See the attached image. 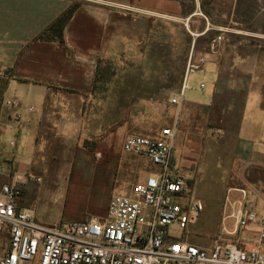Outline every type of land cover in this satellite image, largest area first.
Masks as SVG:
<instances>
[{"label":"crops","instance_id":"1","mask_svg":"<svg viewBox=\"0 0 264 264\" xmlns=\"http://www.w3.org/2000/svg\"><path fill=\"white\" fill-rule=\"evenodd\" d=\"M74 2H80V6L64 29L63 42L39 40L38 36ZM191 4L193 9L184 0H0V190L5 184L19 185V206L31 211L36 222L52 226L106 218L109 202L116 196H110L104 205L86 209L93 214L90 218L66 223L45 215L42 198H53L55 207L61 204H55L54 198L69 197V210L83 207L75 200L82 193L86 195L81 182L89 177V166L80 164L88 154L82 132L100 65L140 49L164 21L180 26L185 37V60L178 66V82L169 83L163 92L172 93V97L183 92L184 98L178 108L161 101L160 90L154 93L152 89L146 107L161 120L156 136L164 128L175 127L173 152L177 143L183 153L173 157L195 188L202 172L219 166L215 158L218 152L213 153L218 147L216 143L213 146L217 133L234 134L233 166L238 185L224 186L220 230L214 241L236 242L245 250L264 253V246L258 248L249 241L258 238L264 218V46L262 56L250 53L247 57L232 46L237 55L224 61L223 50L211 42L222 37L225 29L222 20L213 19H222L225 12L217 6L212 13L202 12L201 0H191ZM231 5L235 12L237 0H231ZM206 37L210 44L197 45L198 39ZM169 63H161L157 55L156 60L142 66L151 69L145 83L159 85L160 70L163 74L171 70ZM193 63L199 67L191 69ZM29 107L33 111H28ZM132 136L137 135L123 140L120 154L131 155L123 150V143ZM132 156L149 164L140 176L139 172L133 174L135 179L122 196H131L133 188L156 171L149 159ZM122 171L126 173L127 168ZM241 181H247L248 191ZM241 201L244 212H257V221L236 229L232 213ZM5 237L6 230L0 233V244ZM193 243L199 245L198 240Z\"/></svg>","mask_w":264,"mask_h":264},{"label":"rangeland","instance_id":"2","mask_svg":"<svg viewBox=\"0 0 264 264\" xmlns=\"http://www.w3.org/2000/svg\"><path fill=\"white\" fill-rule=\"evenodd\" d=\"M184 1L189 9H193L194 4H191V0ZM215 6L219 11L225 12L222 19L219 17L213 19L217 22L222 20L225 24V29L221 33L222 41L217 44L220 46L219 50H223V60L228 62L231 56L237 55L232 52V46L238 47V51L244 57L250 53L253 56H262L264 0H237L235 12L232 11L231 0H201L200 9L208 14L212 13ZM156 27L154 36L149 38L145 46L110 63L102 62L100 65L95 94L88 102L82 132L83 147H86L88 154L85 160L80 159V164L89 166V177L85 182H81L82 188L86 189V195L82 193L75 200L83 207H78L79 210L76 208H73L74 211L69 210V197L54 198L55 204L57 202L58 205L61 204L55 207L51 203L53 198H42L45 215L55 217L59 223L90 218L89 216L93 214L85 212L86 209L92 205H104L110 196H122L132 185L135 179L133 174L139 172L140 176L141 170L149 164L143 158L120 154L119 149L129 135L154 137L158 134L162 127L161 120L147 109L146 99L150 97L152 89L154 93L159 89L161 101L170 104V97L173 94H165L163 90L169 83L176 84L181 74L178 66L185 60L183 53L185 37L180 26L163 21ZM208 42L209 44L211 42L209 37L201 38L198 39L197 45L203 46ZM157 55L161 63L167 65L170 62L172 69L165 70L164 74V70H160L159 85L146 84L151 69L142 66L156 60ZM140 62L145 64L139 65ZM234 140L235 136L232 133H217L213 146L216 143L218 147L213 153L218 152L215 158L219 166L213 165L207 172H202L197 178L195 188L193 181L185 179L192 202L200 203L202 206L200 217L188 228L185 240L191 243L198 240V246L205 249L212 247L220 230L218 217L224 199V186L238 185L237 173L233 166ZM182 153L181 146L176 143L174 156L180 157ZM122 168H127L126 173ZM240 183L243 189L248 191L247 181ZM95 188L97 191L93 192ZM228 205L233 208V204ZM182 233L175 228L171 229L173 236H181ZM7 241L9 245V236L0 244V252L4 253L7 249ZM254 244L256 245V242Z\"/></svg>","mask_w":264,"mask_h":264},{"label":"built area","instance_id":"3","mask_svg":"<svg viewBox=\"0 0 264 264\" xmlns=\"http://www.w3.org/2000/svg\"><path fill=\"white\" fill-rule=\"evenodd\" d=\"M220 41L222 37L218 36L211 44L216 46ZM198 67L199 64L191 65V69ZM183 98L181 92L170 99V104L180 108ZM15 118L19 121L20 116ZM174 140L175 127L164 128L155 137L132 136L124 141L126 153L149 159L156 171L137 184L131 196L113 197L104 220L40 224L31 211L20 208L21 187L3 185L0 233L8 232L9 246L0 255V264H264L263 252L245 250L236 242L217 239L205 249L185 240L202 206L193 203L189 195L185 177L173 157ZM243 207L241 201L232 213L236 229H245L257 221V212H244ZM172 228L182 235L173 236ZM249 241L256 242L258 248L264 246V218L258 238Z\"/></svg>","mask_w":264,"mask_h":264},{"label":"trees","instance_id":"4","mask_svg":"<svg viewBox=\"0 0 264 264\" xmlns=\"http://www.w3.org/2000/svg\"><path fill=\"white\" fill-rule=\"evenodd\" d=\"M79 6L80 2H74L67 10L63 12L61 16H59L46 30H44L38 36V39L42 41L62 43L64 29Z\"/></svg>","mask_w":264,"mask_h":264}]
</instances>
